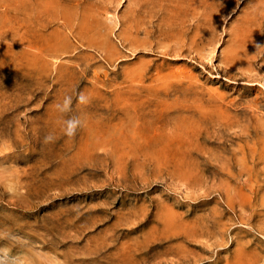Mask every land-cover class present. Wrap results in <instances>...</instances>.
<instances>
[{
  "label": "rangeland",
  "instance_id": "obj_1",
  "mask_svg": "<svg viewBox=\"0 0 264 264\" xmlns=\"http://www.w3.org/2000/svg\"><path fill=\"white\" fill-rule=\"evenodd\" d=\"M0 264H264V0H0Z\"/></svg>",
  "mask_w": 264,
  "mask_h": 264
},
{
  "label": "clouds",
  "instance_id": "obj_2",
  "mask_svg": "<svg viewBox=\"0 0 264 264\" xmlns=\"http://www.w3.org/2000/svg\"><path fill=\"white\" fill-rule=\"evenodd\" d=\"M79 102L81 103H85L87 102V97H85L83 94H80L79 97ZM71 98L70 97H65L64 99V107L63 109H61V111H67L69 106L71 105ZM56 107L59 109L60 105L57 104ZM67 128H66V134L68 136H73L76 132L77 127L80 125V121L79 120H68L67 122ZM46 140H52L51 136L46 137Z\"/></svg>",
  "mask_w": 264,
  "mask_h": 264
}]
</instances>
